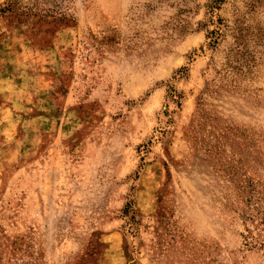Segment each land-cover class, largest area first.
Instances as JSON below:
<instances>
[{"label":"rangeland","instance_id":"1","mask_svg":"<svg viewBox=\"0 0 264 264\" xmlns=\"http://www.w3.org/2000/svg\"><path fill=\"white\" fill-rule=\"evenodd\" d=\"M0 264H264V0H0Z\"/></svg>","mask_w":264,"mask_h":264},{"label":"trees","instance_id":"2","mask_svg":"<svg viewBox=\"0 0 264 264\" xmlns=\"http://www.w3.org/2000/svg\"><path fill=\"white\" fill-rule=\"evenodd\" d=\"M216 33H218V32H216V31H211L209 34L214 35V34H216Z\"/></svg>","mask_w":264,"mask_h":264}]
</instances>
